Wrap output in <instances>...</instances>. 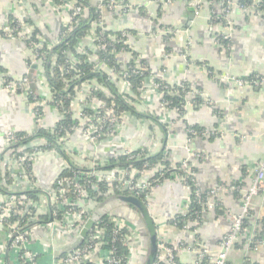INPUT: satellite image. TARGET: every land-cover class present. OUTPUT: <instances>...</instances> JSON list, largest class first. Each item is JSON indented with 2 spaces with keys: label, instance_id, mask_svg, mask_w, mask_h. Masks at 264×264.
Listing matches in <instances>:
<instances>
[{
  "label": "crops",
  "instance_id": "crops-1",
  "mask_svg": "<svg viewBox=\"0 0 264 264\" xmlns=\"http://www.w3.org/2000/svg\"><path fill=\"white\" fill-rule=\"evenodd\" d=\"M89 1L98 5L105 0ZM120 1L130 4L124 14L102 9L101 21L106 30L129 32L133 51L147 63L154 77L172 85L188 82L194 88H201L202 100L208 102L200 107L187 105L186 114L181 118L176 110L165 107L161 95L150 88L148 79L138 109L147 108L156 113L165 129L149 121L131 118L127 113V119L114 136L96 147L88 144L82 132L77 131L66 142L65 148L75 163L87 167L93 164L86 160L87 157L101 161L103 157L111 159L126 151L143 149L152 154L165 151L174 165L186 155L184 146L188 140V126L224 134L222 137L196 136L190 143L195 154L205 156V160L195 166L197 186L202 191L223 187L217 196L220 207L202 213L196 232L171 223L176 215L186 211L191 196L190 187L183 180L171 176L154 186L147 198V208L153 219L150 225L156 229L158 243L183 244L177 259L182 264H194L200 247H207L212 255L217 252L220 241L232 227L233 216L242 209V196L264 164V88H238L216 76L229 74L242 78L257 75L264 78V17L244 10L239 0H232L231 24L215 22L213 14L217 11L205 0L191 22L190 5L195 6L197 0ZM57 6L54 0H0V28L10 17L24 23L29 20L27 26L43 41L56 45L62 27L71 22L68 12L60 11ZM219 37L223 40L227 37V45L219 46ZM94 41L91 32L80 42L82 48L89 47L92 51V61L97 59ZM116 58L126 65L133 57L129 51L117 53ZM30 63H33L31 67ZM34 65L32 50L25 41L0 37V159L5 149L4 138L10 131L29 134L35 129V103L25 94L4 89L6 78L20 80L27 76L34 90L42 95L44 89L36 83L42 68ZM205 66L216 75H210ZM100 67L104 68L103 65ZM106 68L105 71L114 76L113 70ZM117 86L119 89L123 87L122 84ZM31 92L34 94L32 89ZM78 109L77 106L73 108L74 117ZM61 119V112L50 105L44 108L41 125L52 129ZM63 165V160L49 153L34 162L36 183L42 192L52 189ZM154 175V170L146 169L139 180L148 183ZM229 186H238L241 191L229 190ZM250 210L253 213L250 226L231 252L228 264H246L248 261L264 264V250L251 248L259 233L263 232L264 239L261 224L264 193L253 198ZM114 213L141 234L148 248V232L141 215L132 208ZM7 236L6 232H0V244L6 242ZM47 236L45 230H38L31 241L32 249L41 252L39 247ZM66 250L57 252L55 258L60 260L62 254L69 253L73 247ZM145 255L137 258L134 264H142Z\"/></svg>",
  "mask_w": 264,
  "mask_h": 264
},
{
  "label": "built area",
  "instance_id": "built-area-1",
  "mask_svg": "<svg viewBox=\"0 0 264 264\" xmlns=\"http://www.w3.org/2000/svg\"><path fill=\"white\" fill-rule=\"evenodd\" d=\"M261 1L262 0H253L251 9L243 5H241V7L248 12L264 17V5L261 4ZM202 2L203 0H197L195 4L196 15L201 9ZM57 4V8L60 11L68 12L71 18L86 12V7L82 4H77L75 0H60ZM121 4L120 0H109L108 4L103 5L101 9L106 8L110 12L116 13V11L122 7ZM231 7L232 2H229L227 8L222 11L223 17L228 24H231ZM17 21V25H12L7 21L4 26L0 28V37L22 40L28 44L29 48L32 50L34 64L42 68V73L38 75L36 83L41 89H44V92L40 97L33 94L27 76L20 80L11 79L9 82L5 83L4 89L25 94L27 97H33L37 123L33 132L28 134L33 135L38 129L44 128L41 125L44 116V108L52 105L59 110V107H62V102L56 101V99L52 97L43 71V65L48 60L47 51L52 49L54 45L46 43L39 36H37V40H33L32 34L34 30L28 27L23 21ZM68 25L69 23L65 26ZM122 35L128 38L127 43L130 45L129 32H123ZM93 38L94 40L97 38L95 33H93ZM226 39L227 37L224 38V40ZM59 41L60 40H58V43ZM219 44L220 40H218V45ZM99 49L106 50L107 45L101 44ZM133 62L135 64L134 66L137 68V74H144L149 70L147 66L142 64L140 56L134 58ZM72 63L74 62L72 61ZM126 65H123L125 69L127 68ZM60 68L61 70L63 69L62 66ZM205 68H207L210 75L215 73L207 66H205ZM215 75L216 74H214V76ZM216 76L222 82L228 84L232 83L238 88H264V78L262 77L252 76L238 78L229 74H217ZM155 78L152 72L150 76L145 77L144 90L149 79L151 81L150 88L162 95L159 92V86L154 81ZM121 84L123 87L120 89V92L124 94L129 93L132 84L129 80L128 70L124 72ZM95 85V83L87 82L76 88V95L71 104L72 109L76 106L79 107L76 117L74 118L78 119L83 125L80 128L73 127L71 130L82 132L85 141L92 147H96L102 141H106L114 136L115 131L123 126L128 117L127 112H117L113 107L104 106V103L97 100V98L92 97L88 100ZM197 98L203 99L202 92L195 88H191L186 96L185 111L187 105L198 104L196 101ZM207 102L208 101L205 100L200 105L207 104ZM63 118L64 116L62 114V119ZM58 127L59 126L56 124L52 128V135L57 134L56 129ZM106 128L108 129L106 130ZM64 132V136L57 138L54 148L50 147L48 141L44 138H36L28 146H24V143L21 142L22 138L17 136L13 131H10L4 138L5 149L2 157H5V159L2 162V167L4 171L7 169L16 181L14 184L9 185V190L14 193L18 186V190L23 191L30 189L40 192V196L37 200L29 201L27 205L24 206L21 197L4 195L0 192V224L8 229V231H0L8 234L6 242L0 244V264H121L122 260L118 254L117 244H122L128 248L126 264H134L137 258L146 254L147 245L145 241H143L141 234L128 225L126 220L115 215L114 212L108 215V221L102 218L96 222L83 245L71 250L67 255L62 256L60 260L55 258L57 252L67 247L69 248L76 240L90 214L98 205V198L102 196L110 197L112 195H132L144 201L147 200L153 188L151 182L144 183L139 180L144 170L148 169L147 166L145 167L146 169L143 170L132 165L116 167L110 170H98L97 165L106 162L104 158L101 161H96L90 157V160L93 162L92 166H82L87 170H76L73 171L71 175L63 177V172L70 170V165L63 157L62 153L67 152L70 156V153L65 148V144L71 137L68 130ZM187 133L188 140L184 146L186 155L180 162L181 169L187 173L188 176H195L193 168H195L197 163L205 160V156L193 152L190 144L192 139L196 136L222 137L224 134L216 130L205 129L202 131L190 129ZM15 148H19L17 152H15ZM48 153L54 155L57 159L63 160L64 165L52 189L47 192H42L36 183L33 164L38 158ZM123 155H126L129 161H135L140 158L138 151H126ZM171 169H173V171L176 170L175 164L171 166ZM154 171L160 175L155 181L160 182L161 176L163 177L165 173L163 167L157 168V170ZM170 176L180 178L181 180L186 178L175 172H172ZM104 184H106V190L103 192L102 185ZM0 185L6 186V182L2 181ZM222 188L223 187H218L210 190L206 199L201 198L202 190H197L195 201H199L202 205L201 216L205 210L215 209L216 199ZM228 189L241 191L238 186H229ZM260 193H264V164L257 170L256 175L252 178L251 186L242 196V209L238 214L233 216L232 227L220 241L217 252L212 255L207 247H200L197 251V259L194 264H202L205 258L208 259L207 264H228L229 256L245 230L244 221L251 209L253 198ZM191 202L190 196L186 204V211L181 214L185 218L190 212ZM42 217H48L49 220L46 221ZM184 222L185 230L190 229L192 226L196 227L194 230L195 232L201 223L196 219L192 221L185 219ZM109 224L113 226L110 241H108L107 237ZM40 229L45 230V233L48 235L53 234L58 238H51L50 241H43L46 248L41 252H37L32 249L31 241L33 235ZM59 236L61 237L59 238ZM183 247V244L173 246L164 242H159L156 259L153 264H182L177 259V254L178 250ZM251 248L254 250H264V239L255 238L252 241Z\"/></svg>",
  "mask_w": 264,
  "mask_h": 264
},
{
  "label": "trees",
  "instance_id": "trees-1",
  "mask_svg": "<svg viewBox=\"0 0 264 264\" xmlns=\"http://www.w3.org/2000/svg\"><path fill=\"white\" fill-rule=\"evenodd\" d=\"M76 1L77 4H82L86 7V12L84 14H79L77 16L72 17L69 25L62 27L59 39L60 41L58 44L54 45L52 49L47 51L48 60L43 65V71L46 76L52 97L56 99V101L62 102V107H59V111L63 114L64 118L57 124V126L59 127L56 129V135H52V129L47 128H40L33 135H28L26 132H16L17 136L22 138L21 142L24 143V146H28L36 138H44L48 141L50 147L54 148L56 146L57 138L60 136H64L65 130H68V133L72 136L76 132V130H71L73 127H82L83 125L81 124V122L78 119L74 118V112L71 104L76 95V88L80 87L81 85L87 82H94L96 84L93 90L91 91L88 100H90L92 97L97 98L98 100L104 103V106L106 105L107 107H113L117 110V112H127L129 113L131 118H135L137 120H144L146 122L149 121L153 125H157L161 128H164L165 124H163V122L160 120L159 116L156 113L151 112L147 108L144 110L138 109V107L143 102L142 93L144 91L145 77H148L151 74L149 66L146 62L142 61V64L147 66L149 70L144 74H137V68L134 66L135 64L133 61L134 58H137L139 55L137 52L133 51L131 45L127 43L128 38L123 37L122 31H108L106 30L105 25L101 24V7L103 5L108 4L109 0H105L104 2L98 5H92L89 0ZM205 1L209 2L213 6V10L217 11H214L215 14H213V19L215 20V22L217 21L218 23L222 22L223 24H225L226 20L223 17L222 11L227 8L228 3L232 2V0ZM54 2L59 3L60 0H54ZM121 3L122 7L116 11L117 14H124L129 9L130 4L128 1H124ZM238 3L240 5L248 7L249 9H251V7L253 6V0H239ZM261 4L264 5V0L261 1ZM8 21L12 25H17L18 23V21L12 17H10ZM25 23L29 24L30 21L26 20ZM91 32L95 33V36L97 37L94 41V47L96 49L94 51L97 56V59L95 61L91 60V56L93 53L89 49V47L82 48L80 46V42ZM37 36L38 35L36 31H34L32 34V39L37 40ZM219 39L220 44L222 46L227 45L228 41L223 40V38L220 37ZM101 44H106L107 49H99V46ZM129 51L132 53L133 58L126 65L127 68L125 69L123 65L118 62L116 54ZM72 61L74 63H72ZM32 65L33 63H30V67ZM100 65H103L104 68H101ZM61 66L63 67L62 70L60 68ZM106 67H108V69L113 70L114 76L110 75L109 73H107V71H105L107 70ZM126 70H128L129 80L131 81L132 86L129 90V93L124 94L120 92V89L117 85L121 84L122 76L124 72H126ZM252 76L257 75H251L248 77ZM10 80L11 78H6L5 83L9 82ZM154 81L159 86V92L162 94L161 101L165 105V107L168 109L176 110L179 113L180 117L184 118V115L186 113V96L187 93L191 90V88L194 87H192V85L188 82H183L178 85H172L159 78H155ZM30 84L34 94L40 97L41 95L38 94L36 90H34L32 82ZM195 89L201 91V88ZM29 97L30 101H34L32 96ZM196 101L198 102V104L195 105V107H200V104L203 103L202 98H197ZM107 129L108 128H106V130ZM190 129H194L197 131L204 130L203 128H200L198 126H188L187 132ZM17 149L19 148H15V152H17ZM138 153L140 154V158L135 161H129L126 155H119L111 159L103 157L106 162L98 164L97 169L101 171L110 170L115 166L125 167L128 165L135 166L140 170L146 169V166L148 169L151 170H157V168L159 169L160 167H163V171L165 173L163 177L161 176L160 182L155 181V179L157 180L160 177V175L155 171V175L153 176L151 181L153 187L170 178L172 172L186 177L183 182L190 187L191 191L192 202L190 205V212L186 215V218L179 214L176 215L175 219H173L171 223L181 229H184L185 219H188L189 221L196 219L201 222L202 205L199 203V201H195L197 190H200V188L197 186L195 176H188V174L181 169V163H176V170L173 171V169H171L173 163L170 161L169 157L166 156L165 151L152 154L148 150L143 149L139 150ZM62 155L69 162L68 164L70 165V170L64 171L63 177L71 175L72 172L76 170H87L84 169L77 162L75 163L67 152H63ZM4 159L5 157H2L0 159V182L5 181L6 186L0 185V192L4 195L7 194L21 197L24 206H26L29 201L37 200L40 196V192L32 191L30 189L23 191L18 190V186L17 190H15L14 193L9 190V185L14 184L16 181L7 169L5 171L3 170L2 162ZM86 160L90 159L86 158ZM111 165H114V167H112ZM193 169L196 172V168ZM105 190L106 184L102 185V191L104 192ZM209 191L210 190L201 191V198L206 199ZM105 199L106 196H102L98 198L97 201L100 203ZM144 203L147 205V200H144ZM219 207L220 204L219 202H217L216 199L215 209ZM252 215L253 213L250 210L249 214L247 215L244 221L245 229L250 226L249 222L251 220ZM108 218L109 217L106 216L104 217V220L108 221ZM43 219H45L46 221L49 220L48 217H44ZM261 221V224L264 228V217ZM149 226L151 233H154L155 229L152 228L150 224ZM112 229L113 226L109 224L107 230L108 241H110L111 239ZM195 229L196 227H190V230L192 231ZM262 234L263 232L259 233L257 238L263 239ZM242 236L243 234L241 235L238 242H240ZM83 244L84 242L81 245ZM81 245H79L78 247H80ZM116 247L118 250L119 257L122 260L121 264H126L128 248L126 246H123L122 244H117ZM64 255L67 254H62V256ZM207 260L208 259L205 258L202 264H207ZM246 264L258 263H251L250 261H248Z\"/></svg>",
  "mask_w": 264,
  "mask_h": 264
},
{
  "label": "water",
  "instance_id": "water-1",
  "mask_svg": "<svg viewBox=\"0 0 264 264\" xmlns=\"http://www.w3.org/2000/svg\"><path fill=\"white\" fill-rule=\"evenodd\" d=\"M190 7L191 12L189 15V22L193 21L196 17V7L192 5H190ZM34 67L37 68V65H34ZM125 208H132L141 215V220L144 222L147 228L146 230L148 232V235L146 237L148 248L142 264H153L156 259L158 247V236L157 234H155V232L151 233L149 226V224L153 222V219L151 218L147 205L144 203V201L132 195H112L106 198L104 201L100 202L90 214L88 220L82 227L79 235L77 236L71 247H73L74 249L81 245L85 241L91 230L94 228L97 221L108 216L110 213L116 210L121 212ZM0 231H8V229L0 224ZM62 251L66 252L67 250L64 249Z\"/></svg>",
  "mask_w": 264,
  "mask_h": 264
},
{
  "label": "rangeland",
  "instance_id": "rangeland-1",
  "mask_svg": "<svg viewBox=\"0 0 264 264\" xmlns=\"http://www.w3.org/2000/svg\"><path fill=\"white\" fill-rule=\"evenodd\" d=\"M89 158V157H88ZM61 236H59V238H60ZM51 238H55V239H57L58 237L57 236H55V235H53V234H50V235H48L46 238H45V240L44 241H50L51 240ZM56 242H58V241H56ZM42 244L40 245V249L41 250H44L45 248H46V246L44 245V242L42 241L41 242Z\"/></svg>",
  "mask_w": 264,
  "mask_h": 264
}]
</instances>
